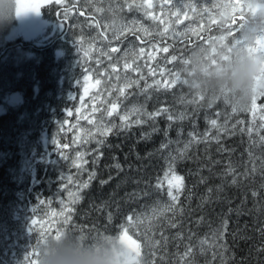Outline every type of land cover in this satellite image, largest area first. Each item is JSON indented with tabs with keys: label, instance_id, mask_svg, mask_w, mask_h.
I'll return each instance as SVG.
<instances>
[{
	"label": "trees",
	"instance_id": "obj_1",
	"mask_svg": "<svg viewBox=\"0 0 264 264\" xmlns=\"http://www.w3.org/2000/svg\"><path fill=\"white\" fill-rule=\"evenodd\" d=\"M109 1L115 9L123 8L121 13L147 16L142 0ZM133 3L130 10L127 4ZM52 5V11L78 8L86 14L82 17L84 21H95L78 38L89 33H103V20L92 3L64 0ZM105 12L110 15L109 9ZM115 21L116 18L113 21L116 26ZM155 30L158 31L157 24ZM139 33L128 32L138 51L140 43H149ZM158 38L156 32L152 42H158ZM1 40L5 47L0 80L10 74L11 83L8 81L0 91V104H5L0 112V218L7 224H14L10 207L16 210L20 205L24 208V217L28 216L18 231L21 244L17 249L19 264H29L26 256L36 259L31 253L37 248L41 250L43 244L38 245L41 231H45L48 238L57 229L85 238L97 234L117 235L121 225H126V218L137 214L144 223L129 229V234L141 245L140 257L136 258L135 264H264V143L259 140L264 136V128L260 127V119L251 121L247 108L234 113L227 102L220 99L213 101L204 97L197 101L196 92L188 84L178 83L172 88L153 92L146 100L151 92L143 90L139 80L134 87L143 91L138 94L139 102H145L141 110L143 123H133L130 128L122 129L119 115L115 114L112 122L117 127L112 132L106 137L98 133L90 136L84 167L73 165V156L61 159L57 154L53 155L55 148L49 146L46 155L37 153L34 157H25L30 164L20 177L16 142L25 133L31 138L39 136L41 129L53 132L64 116L69 121L75 119L69 112L75 110L81 89L72 82L80 73L60 75L46 47L38 49L17 41ZM173 41L180 45L171 48L165 56L174 54L178 60L184 59L187 50L182 40ZM28 53L32 54V60L26 57ZM90 61L95 66L94 56H90ZM118 84L119 81L115 83ZM36 85L43 87L42 90L51 89L52 95L32 96ZM6 90L19 93L20 102L8 104L4 97ZM68 90L72 95H66ZM161 108H167L168 113L148 118L147 113ZM181 113L185 114L182 120L167 119L168 114L178 117ZM210 119L226 124L227 131L218 133L211 128ZM249 127L253 128L251 136L247 131ZM206 132L210 139L193 143L183 155L180 154L189 141V133L202 138ZM77 133V129L65 123L57 147L64 145L73 150ZM96 137L97 141L103 140L104 143L97 144ZM172 157H176V173L184 177V188L175 210L157 215L153 213L154 208L159 210L171 203L164 173ZM62 172L71 178V183L63 188V181L58 180ZM91 173L95 176L88 188H79L81 183L89 181ZM234 177L236 183L232 182ZM158 182L162 184L159 189L156 187ZM70 191L80 193L75 204L69 203ZM65 205L73 208L71 213H65L72 217L68 224H64V217L59 215ZM34 219H44L46 223L33 225L31 221ZM20 223L18 221L17 225ZM156 240L160 244L154 248L150 241ZM189 248L192 254L186 257Z\"/></svg>",
	"mask_w": 264,
	"mask_h": 264
},
{
	"label": "rangeland",
	"instance_id": "obj_2",
	"mask_svg": "<svg viewBox=\"0 0 264 264\" xmlns=\"http://www.w3.org/2000/svg\"><path fill=\"white\" fill-rule=\"evenodd\" d=\"M82 1L92 3L98 16L102 18V34L89 33L88 36L83 35L81 38H78L79 35L86 33L87 28L95 24V21H84L75 11L71 10L68 12L67 10L52 11L51 7H54L52 5L55 3L54 0L45 3L39 13L27 12L17 16L15 10L12 9L8 12L5 20L0 23V63L3 60L2 55L5 47L1 40L3 38L8 41L27 44L28 47L32 46L38 49L46 47V52L53 59L52 62L56 63L60 75H63V73H69V75L80 73L72 82V84H76L81 89L78 104L74 111H70L73 114L72 118L75 117V119L70 120L69 125L72 129H77L78 131L73 145L74 149L69 150L64 145H59V148L57 147L60 136L63 135V126L67 121L65 116L60 124L55 125L53 132L49 131V133L43 135L44 132L41 129L37 137L30 138L28 133L21 135L16 142V148L19 149L20 172L18 176L20 175V177L24 175L27 165L30 164V161H27L25 157H34L37 153L46 155V149L49 146L56 149H54L53 155L57 154L61 159L67 155L73 156V165L84 167V157L89 145V138L92 134H100L97 131V127L99 126L98 121L103 110L110 107L108 102L116 100L119 103L117 113H114V115L118 114L119 116L124 113L131 114L133 108L142 110V106L145 105V102H139L141 98L138 94L143 91H139L138 88L134 87V84L132 87L125 89L128 92L124 95H120L117 91L119 87H123L124 83L128 80H140V83L144 86L143 90L151 92L145 98L147 100L152 96L153 92L165 89L163 81H170L172 79L169 70H180L183 66V63H180L179 60L175 62L171 61V56L174 54L165 56L166 53L161 50L163 47L167 46L170 51L171 48H177L180 45L173 40H182V45L187 50L188 55L194 46L209 45L212 41L211 37L223 35L225 37L223 42L227 43L231 40L234 43L235 40L232 38L239 35V25L241 24L239 22L233 24L231 20L229 24L221 28L219 26L220 21L217 15V8L213 7L214 4H217V0H210V2L209 0H191V3L185 0H172L171 4L166 3L165 0H154L155 2L150 0L152 10L148 6L149 0H142L145 2L147 9L145 13L147 16L145 17H139L129 12L121 13L120 11L123 8L119 10L115 9L109 0ZM25 2H31V0H25ZM13 3L15 4V0H13ZM100 3L105 4V6L103 7ZM243 3H245V0H243ZM154 4L156 6H153ZM178 7L181 9L179 22H177V17L173 15ZM192 7L195 8V11H192ZM206 8L208 9L207 12L204 11ZM105 9H109V16L106 15ZM246 12H248V9L244 7L243 11L238 9L233 15L239 16ZM149 13L151 15H148ZM184 13L187 15H184ZM153 16L159 17V19L154 20L152 19ZM114 18H116V26L113 24ZM210 18H215L218 23L212 24ZM161 20L164 21L163 24L160 23ZM155 24L158 25V31L155 30ZM166 26L168 27L167 33L160 35L159 33H162ZM129 29L139 31L140 35L148 39V44L142 42L139 45L140 48H144L143 54H140L134 48L133 37H129L128 35V32H131ZM143 29H147V32L143 31ZM187 29H193L194 31L189 32L186 31ZM228 29H231L233 35H228ZM156 32L159 37L158 42L155 40L157 43L152 42ZM169 42L171 44H166ZM65 48L69 51L65 50ZM113 48H117L119 53L112 52ZM106 53H110L113 58L119 60L116 66V72L119 73L120 77L118 85H115L118 80L116 79V74L112 71V61L109 60ZM125 53H127V56H125ZM149 54H151V59L149 58ZM90 56L95 57V66L90 61ZM26 57L32 60L33 56L28 53ZM133 60L135 61L133 67L138 66L140 69L138 72L123 68L125 61L132 63ZM150 69L153 70L154 74H150ZM161 71H163V75H161ZM180 73L181 79H186V75L181 71ZM85 76L88 77L87 85L84 80ZM141 76H143V79H140ZM98 79L100 80V84H96ZM156 80L162 82L160 87L154 84ZM8 81L11 83L10 74H6L3 81L0 80V91H3ZM147 85H152V87L147 88ZM85 86H89L88 92L84 91ZM42 88L36 85L32 96L45 97L52 95L53 91L51 89L44 88L42 90ZM133 94L135 95L133 96ZM66 95H72L70 90L67 91ZM4 97H6L5 100L8 104H14L21 100L20 94L15 91L9 92L6 90ZM257 103L258 107L255 115L250 111L249 119L251 121L260 119L262 124H264V120L261 119V116L264 115V98H259ZM4 106L5 104H0V112L4 110ZM230 108L232 107L230 106ZM93 109L99 110L94 112ZM113 116L110 118L104 115L103 119L106 126L113 124ZM137 118H141V116L130 115L132 121H135ZM90 120L92 123H89ZM53 139L58 142L56 145L53 144ZM48 153H50L51 157V152ZM78 153L81 155L78 156ZM69 178L70 175L65 172H62L58 176V180L64 183L62 188L70 183ZM164 182L167 184L165 178ZM12 207H10V215L14 224H7L0 218V264H19L17 249L21 244L20 233L18 231L22 229L28 216L24 217L25 211L22 208L23 206H18L16 210L12 209ZM18 221L21 222L19 225H17ZM36 221L35 225L37 226H42L46 223L44 219H36Z\"/></svg>",
	"mask_w": 264,
	"mask_h": 264
},
{
	"label": "clouds",
	"instance_id": "obj_3",
	"mask_svg": "<svg viewBox=\"0 0 264 264\" xmlns=\"http://www.w3.org/2000/svg\"><path fill=\"white\" fill-rule=\"evenodd\" d=\"M234 7L232 0H217L221 28L233 19ZM244 7L248 14L239 25V35L232 38L239 40V44L216 39L207 46H194L180 69L194 92L209 100H223L237 111L250 105L256 77H261L264 90V52L248 50L255 46L258 37H264V0H245ZM13 8V0H0V23ZM133 255L118 234L85 238L69 232L59 239L49 237L41 246L39 261L40 264H133Z\"/></svg>",
	"mask_w": 264,
	"mask_h": 264
},
{
	"label": "snow or ice",
	"instance_id": "obj_4",
	"mask_svg": "<svg viewBox=\"0 0 264 264\" xmlns=\"http://www.w3.org/2000/svg\"><path fill=\"white\" fill-rule=\"evenodd\" d=\"M48 2H52V0H31V2H25V0H15V13H16L17 16H19L21 14H25L27 12L39 13V11L42 8V6L45 3H48ZM54 2L56 4H60V3H62V0H54ZM165 2L171 4L172 0H165ZM209 2H210V0H209ZM232 2L235 5V7L233 8V14L238 9L240 11H243V8H244L243 0H232ZM148 6L152 7V5L150 3V0L148 2ZM127 7L131 10L134 7V3L133 4H127ZM136 7H139V6H136ZM213 7H217V4H214ZM192 11H195L194 7H192ZM204 11L207 12L208 9L206 8ZM252 11L255 12L256 9H252ZM80 15L84 16L85 13L83 11H81ZM148 15H151V14L149 13ZM173 15H175L177 17V22H179V17L181 15V9L178 7L176 9V11L173 13ZM184 15H187V14L184 13ZM152 19L156 20V19H159V17L153 16ZM235 19H236V17H235V15H233V19L232 20L235 21ZM241 19H243V16H241ZM210 22L212 24H217L218 23V21L215 18H210ZM160 23L163 24L164 21L161 20ZM129 31H131V32H133V34H135L136 30L135 29H129ZM143 31L147 32V29H143ZM167 31H168V27L166 26L164 28L163 32L159 33V34L163 35L164 33H167ZM186 31L192 32L194 30L193 29H187ZM228 35L231 36V35H233V33L230 31L228 33ZM137 39H140V37L137 36ZM210 39L211 40H216V39L224 40L225 37L223 35H221L220 37H211ZM239 43H240L239 40H235V42H234V44H239ZM161 50L164 53H168L169 52V48L167 46L163 47ZM248 50L250 52H255L257 54H259L260 52H264V37H258L255 46L254 47H249ZM117 51H118L117 48H113L112 49V52H117ZM214 51H215V49H213V52ZM139 52H140V54H143L144 53V48L141 47L139 49ZM106 54L108 55L109 60L112 61V64H111L112 71H113V73L116 74V79L119 81V79H120L119 73L116 72V66L119 63V60L113 58L110 53H106ZM125 56H127V53H125ZM149 58L150 59L152 58L151 54H149ZM171 61L172 62L178 61V57L176 55H172L171 56ZM179 62L183 63V64L187 63V61L185 59H183V58H180ZM133 63H135L134 60H133L132 63H129V62L125 61V63L123 64V68L125 70L131 69L134 72H138L140 70L139 67L137 66V67L134 68L133 67ZM149 71H150V74H154L153 70L150 69ZM163 74H164L163 71H161V75H163ZM169 74L172 77V79L170 81L169 80L163 81V87L164 88H166V89L172 88L173 86H176L178 83L179 84H187V80L186 79H181L180 70H176V71L169 70ZM140 79H143V76H141ZM255 79H256V84L254 85V89H253L255 94L252 97L250 105L247 107V110L251 111L253 113V115H255V112H256L257 107H258V103H257L258 99L259 98H264V90H261L262 86L260 84L261 77H256ZM84 80H85V83L87 85L88 77L85 76ZM78 83H80V81H78ZM138 83H139L138 80H135V81L128 80L126 83H124V86L123 87H119L117 89V91L119 92L120 95H124L126 88L132 87L133 84H138ZM161 83L162 82L159 81V80L154 81V84L157 87H160ZM96 84H100V80L99 79L96 81ZM151 87H152V85H147V88H151ZM88 88H89V86H85L84 91L88 92ZM195 97H196L197 101L204 99V97L202 95H200L199 93H196ZM189 102H193V101H189ZM108 103L110 104V107L105 108L103 110L102 115H101V117L99 118V121H98L99 126L97 127V131L100 133V135L101 136H105V137L108 135V133L112 132L113 128H116L117 125L111 124L110 126H106L104 124L103 117H104V115H106L107 117L113 116L114 113H117V109L119 108V103L116 100H110ZM98 110L99 109H93L94 112L98 111ZM232 111L235 113L237 110L235 108H232ZM162 112L163 113H168V109L167 108H161V109H158L155 112L147 113V115H148L149 119H154L156 116L161 115ZM69 115H71L70 112H69ZM130 115H137L139 117V116L142 115V113H141L140 109L133 108L131 110V114L130 113H124V114L120 115L119 116V119L121 121V124L119 125L120 128L127 129V128H130L133 123L141 124V123L144 122L141 118H137L135 121H132L130 119ZM184 115H185L184 113H181L178 117H174L172 114H168L167 115V119L169 121H173L174 119H181L182 120V119H184ZM261 119L264 120V115L261 116ZM89 123H92V121L90 120ZM240 123H242V122H240ZM209 124H210L211 128L216 129L218 133L221 130L227 131L226 124L225 125L218 124V120L217 119H210L209 120ZM260 127L264 128V124L260 125ZM247 131H248L249 135L251 136V134L253 132V128L249 127L247 129ZM210 138L211 137L209 136V133H207V132L204 134V136L202 138L201 137H197L194 133H189V141L184 145V149L182 150V152L180 154L183 155L184 152H186L191 147V145L193 143H200V142H202V140L207 141ZM217 139H218V137H217ZM259 140H260L261 143H264V136H260ZM57 143L58 142L55 139H53V144L56 145ZM97 143L102 145L104 143V141L103 140H99V141H97ZM162 147H167V145H163ZM77 155L80 156L81 154L78 153ZM250 158H251V154H250ZM175 160H176V157H172V160L169 163V167H168L167 171L164 173V178L167 181V185H168L167 196L170 198L171 203L165 205L163 208H161L159 210L154 208L153 209V213L154 214L163 215V213L166 212V211H174L175 210V205L178 202L179 194L182 192V190L184 188V177L181 176V175H178L176 173L175 167H174ZM77 167H79V165H77ZM117 167H119V165H117ZM230 171H231V169H230ZM253 171H255V166L253 167ZM94 176H95V173H91L90 176H89V181H85V182L81 183L79 185V188H83V189L88 188L89 183H90L91 179L94 178ZM69 182L71 183V178H69ZM232 182L236 183L235 177L233 178ZM161 186H162L161 182H158L157 185H156V187L158 189ZM68 195L70 197V201H69L70 204H75L80 199V193L78 191H76V192L70 191L68 193ZM253 195H256V193L254 192ZM40 203L43 204L44 201H41ZM72 211H73V208L68 206V205H65V207L61 209V212L59 213V215L64 217V220H63L64 224H68L71 221V219H72L71 215H66L65 213H71ZM53 215H56V214L53 213ZM109 219H111L110 216H109ZM31 223L33 225H35L37 223V221L36 220H32ZM143 223H144V219L141 218V215L137 214V215H135V217L133 215H129L126 218V225L122 224L121 225V231H119V233H118L121 242H123L126 245V247L130 250L131 253H134V255L131 257V259L133 261V264H135L136 258L140 257L141 245H140V243H138L137 239L133 238V235L129 234V229L130 228H136V227L140 226ZM172 226L174 227L175 225H172ZM148 227H149V230H150L151 225L149 224ZM64 234H66V233L62 232L59 229H57L55 234L52 235V237L56 238V239H59ZM40 237H41V239L38 241V245L45 244L47 239H48V234H46L45 231H41ZM150 243H152V246L155 248L157 245L160 244V241L159 240L150 241ZM201 243L203 244L204 242H201ZM191 254H192V250H191V248H189L186 251L185 256L187 257V256H190ZM31 255L35 256L36 259H29V257L26 256L25 259L29 260V264H40V261H39L40 250H39V248L34 249V251L31 253Z\"/></svg>",
	"mask_w": 264,
	"mask_h": 264
},
{
	"label": "flooded vegetation",
	"instance_id": "obj_5",
	"mask_svg": "<svg viewBox=\"0 0 264 264\" xmlns=\"http://www.w3.org/2000/svg\"><path fill=\"white\" fill-rule=\"evenodd\" d=\"M246 15L247 14H243V15H240V16H238L239 18H241V16H243V20L246 18ZM236 21H233V23H235Z\"/></svg>",
	"mask_w": 264,
	"mask_h": 264
}]
</instances>
